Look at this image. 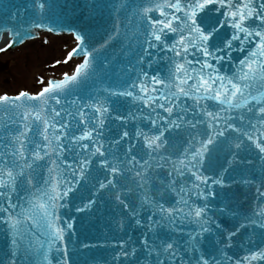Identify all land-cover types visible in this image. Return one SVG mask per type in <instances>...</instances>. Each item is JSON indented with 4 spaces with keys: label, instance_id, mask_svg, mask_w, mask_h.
<instances>
[{
    "label": "snow or ice",
    "instance_id": "obj_1",
    "mask_svg": "<svg viewBox=\"0 0 264 264\" xmlns=\"http://www.w3.org/2000/svg\"><path fill=\"white\" fill-rule=\"evenodd\" d=\"M111 6L103 44L72 30L76 46L50 65L80 58L70 73L0 95V264H79L95 246L73 240L70 253L74 219L61 212L73 197L91 211L108 191L117 228L131 229L111 264H264V0ZM18 16L0 20V52L45 28L5 26ZM233 183L255 189L251 211L224 191Z\"/></svg>",
    "mask_w": 264,
    "mask_h": 264
},
{
    "label": "water",
    "instance_id": "obj_2",
    "mask_svg": "<svg viewBox=\"0 0 264 264\" xmlns=\"http://www.w3.org/2000/svg\"><path fill=\"white\" fill-rule=\"evenodd\" d=\"M36 2L39 3L41 0H36ZM3 4L9 7L0 6V20L7 19L8 11H11L14 16L17 10L19 11V16L15 18L14 23L5 25L6 27L21 28L27 27L30 23L43 21L45 28L33 29L32 36L37 37L41 32H48L53 35L69 33L74 37L72 30H75L89 38L86 39V46L90 48H98L103 44L107 38L106 33H109L112 28L114 23L113 17L115 16L111 6L112 0H47V4L43 10L39 7H34L33 0H3ZM50 22L55 28L52 32L46 30ZM4 35L10 38L9 32L0 30V41ZM61 37L67 42L69 50L70 46L72 47L74 44L73 39L66 35H62ZM29 39L32 38H25V41ZM30 41L41 42V34L36 39ZM20 45L19 43L14 44L7 51L15 49ZM110 53L111 49L105 55H109ZM99 59H103V56L99 57ZM4 67L5 65L1 68L3 69ZM108 78L115 79V76L112 72H109ZM122 103L124 106L121 108V111L124 112L128 110V106L132 104V101L123 100ZM131 110L134 111L135 109L132 108ZM184 135H186V132L180 133L177 139L182 141ZM225 151L226 147L222 145L219 152V159L221 161L224 160ZM93 175L103 179V174L95 170ZM230 175L239 180V176L235 173H231ZM88 190L87 186L81 188V192L85 193V195H87ZM217 191L220 190L217 189ZM224 191L229 194L230 198L234 197L243 210H252L254 188L244 184L233 183L230 188ZM80 205L81 201L73 197L71 198L70 206L61 212V215L74 219V234L67 237L70 253L73 240L77 241L78 244L87 243L95 247L90 249L81 248L80 255L78 257L72 256V258L78 260L79 264H92L93 258L99 261L100 264H105V261L111 264L112 256L120 251L116 245L121 239H127L128 233L131 232V229L120 230L117 228V221L121 219L120 208L114 199L111 198V191L100 193V200L91 211L76 212L75 208ZM124 219L126 220L127 217L125 216ZM221 222L225 228L233 223L231 217L222 218ZM138 234V230L132 232L134 237L138 236ZM0 246H3L2 237H0ZM120 264H124V262L121 261Z\"/></svg>",
    "mask_w": 264,
    "mask_h": 264
},
{
    "label": "rangeland",
    "instance_id": "obj_3",
    "mask_svg": "<svg viewBox=\"0 0 264 264\" xmlns=\"http://www.w3.org/2000/svg\"><path fill=\"white\" fill-rule=\"evenodd\" d=\"M0 47L4 45L0 44ZM67 51V42L61 36L41 33V42L30 41L16 50L0 52V64H5L0 70V95H14L22 90L35 93L42 87L40 77L47 81L50 77L70 72L75 59L55 69L50 66L54 60L63 58Z\"/></svg>",
    "mask_w": 264,
    "mask_h": 264
},
{
    "label": "bare ground",
    "instance_id": "obj_4",
    "mask_svg": "<svg viewBox=\"0 0 264 264\" xmlns=\"http://www.w3.org/2000/svg\"><path fill=\"white\" fill-rule=\"evenodd\" d=\"M7 41H8V39L4 38V40L2 41V45H5L7 43Z\"/></svg>",
    "mask_w": 264,
    "mask_h": 264
}]
</instances>
